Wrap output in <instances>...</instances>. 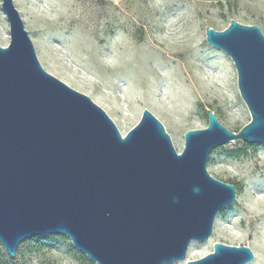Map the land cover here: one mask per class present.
Here are the masks:
<instances>
[{"label":"water","instance_id":"water-1","mask_svg":"<svg viewBox=\"0 0 264 264\" xmlns=\"http://www.w3.org/2000/svg\"><path fill=\"white\" fill-rule=\"evenodd\" d=\"M9 43L0 46V244L63 236L95 264H167L206 242L217 214L235 202L233 184L207 171L210 153L231 141L264 144V35L231 19L206 42L224 52L250 121L238 132L211 111L184 133L177 152L144 109L124 136L90 97L40 64L13 0H1ZM247 246L213 244L186 264H247Z\"/></svg>","mask_w":264,"mask_h":264},{"label":"rangeland","instance_id":"rangeland-1","mask_svg":"<svg viewBox=\"0 0 264 264\" xmlns=\"http://www.w3.org/2000/svg\"><path fill=\"white\" fill-rule=\"evenodd\" d=\"M13 3L41 66L90 97L122 136L138 123L144 109L162 123L177 152L183 148L186 131L206 127L207 110L233 132L250 121L235 67L224 52L206 42L205 28L221 31L234 19L259 26L264 35V0ZM9 40L0 0V46H7ZM176 66L184 78L188 75L190 86L175 81ZM207 171L233 184L236 200L217 214L208 241L190 244L186 260L205 256L215 242H221L249 247L254 260L247 264H264V238L259 231L264 219V144L234 140L222 145L210 153ZM256 207L261 214L249 218L247 211ZM30 240L20 243L11 259L0 244V264H81L80 252L66 237L53 238L38 250ZM186 260L167 264H186Z\"/></svg>","mask_w":264,"mask_h":264},{"label":"bare ground","instance_id":"bare-ground-1","mask_svg":"<svg viewBox=\"0 0 264 264\" xmlns=\"http://www.w3.org/2000/svg\"><path fill=\"white\" fill-rule=\"evenodd\" d=\"M178 50V49H177ZM171 52H175V49H174V51H171ZM177 67V66H176ZM175 77H176V82L179 84V85H184V86H190V83L189 82H187L186 81V78L188 77V75H187V77L186 78H184L183 76H182V71H181V69L179 68V67H177L176 68V70H175ZM189 78V77H188ZM259 208H261V207H259ZM248 217L249 218H252V214L253 213H255L257 216H259L260 214H261V211L256 207V208H254V209H249L248 211ZM255 215V216H256ZM254 216V215H253ZM261 224V227H260V233H261V235H262V238H264V219L262 220V222L260 223ZM259 224V225H260ZM261 238V237H260Z\"/></svg>","mask_w":264,"mask_h":264},{"label":"trees","instance_id":"trees-1","mask_svg":"<svg viewBox=\"0 0 264 264\" xmlns=\"http://www.w3.org/2000/svg\"><path fill=\"white\" fill-rule=\"evenodd\" d=\"M53 238H65L63 236H40L32 238L30 241L35 242V250L40 249L38 246L42 245L46 242H49ZM8 257V256H7ZM8 259H11V257H8ZM77 260L80 261L81 264H95L93 261L89 260L84 254L78 253L77 254ZM5 264V263H4Z\"/></svg>","mask_w":264,"mask_h":264}]
</instances>
